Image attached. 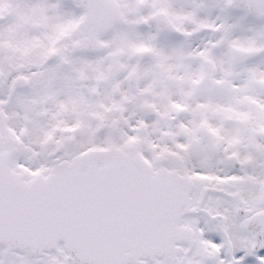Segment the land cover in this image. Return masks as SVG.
I'll use <instances>...</instances> for the list:
<instances>
[{"label":"snow or ice","instance_id":"obj_1","mask_svg":"<svg viewBox=\"0 0 264 264\" xmlns=\"http://www.w3.org/2000/svg\"><path fill=\"white\" fill-rule=\"evenodd\" d=\"M0 264H264V0H0Z\"/></svg>","mask_w":264,"mask_h":264}]
</instances>
